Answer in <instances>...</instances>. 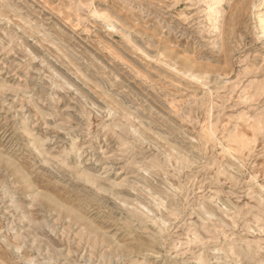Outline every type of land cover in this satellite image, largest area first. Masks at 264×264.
<instances>
[{"label":"rangeland","instance_id":"rangeland-1","mask_svg":"<svg viewBox=\"0 0 264 264\" xmlns=\"http://www.w3.org/2000/svg\"><path fill=\"white\" fill-rule=\"evenodd\" d=\"M0 264H264V0H0Z\"/></svg>","mask_w":264,"mask_h":264}]
</instances>
